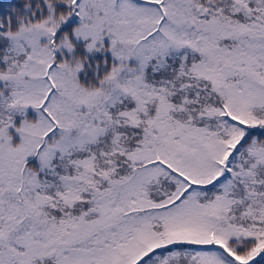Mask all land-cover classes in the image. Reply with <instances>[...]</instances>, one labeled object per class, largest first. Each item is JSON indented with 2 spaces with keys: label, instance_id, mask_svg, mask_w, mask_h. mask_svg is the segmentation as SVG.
I'll return each mask as SVG.
<instances>
[{
  "label": "snow or ice",
  "instance_id": "obj_1",
  "mask_svg": "<svg viewBox=\"0 0 264 264\" xmlns=\"http://www.w3.org/2000/svg\"><path fill=\"white\" fill-rule=\"evenodd\" d=\"M0 264H264V0H0Z\"/></svg>",
  "mask_w": 264,
  "mask_h": 264
}]
</instances>
